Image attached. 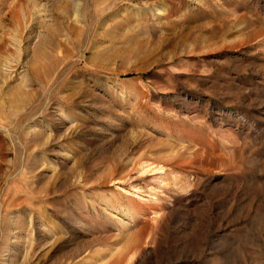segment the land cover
I'll return each instance as SVG.
<instances>
[{
    "label": "rangeland",
    "instance_id": "374dc122",
    "mask_svg": "<svg viewBox=\"0 0 264 264\" xmlns=\"http://www.w3.org/2000/svg\"><path fill=\"white\" fill-rule=\"evenodd\" d=\"M0 264H264V0H0Z\"/></svg>",
    "mask_w": 264,
    "mask_h": 264
}]
</instances>
